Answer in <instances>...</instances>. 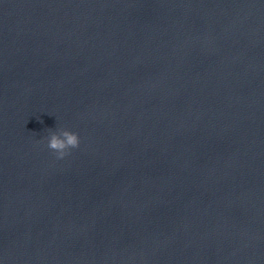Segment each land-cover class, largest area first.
<instances>
[{
    "label": "water",
    "instance_id": "95a60500",
    "mask_svg": "<svg viewBox=\"0 0 264 264\" xmlns=\"http://www.w3.org/2000/svg\"><path fill=\"white\" fill-rule=\"evenodd\" d=\"M0 264H264V0H0Z\"/></svg>",
    "mask_w": 264,
    "mask_h": 264
},
{
    "label": "clouds",
    "instance_id": "9594fccd",
    "mask_svg": "<svg viewBox=\"0 0 264 264\" xmlns=\"http://www.w3.org/2000/svg\"><path fill=\"white\" fill-rule=\"evenodd\" d=\"M38 143L46 144L56 159H63L72 149L80 144V137L75 131L63 127L47 128L46 135Z\"/></svg>",
    "mask_w": 264,
    "mask_h": 264
}]
</instances>
